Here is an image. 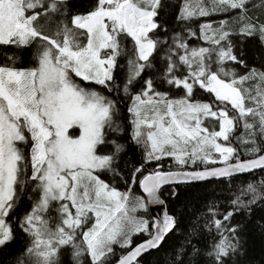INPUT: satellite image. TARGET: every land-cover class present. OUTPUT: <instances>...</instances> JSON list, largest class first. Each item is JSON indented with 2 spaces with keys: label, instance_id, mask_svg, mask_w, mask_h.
<instances>
[{
  "label": "snow or ice",
  "instance_id": "1",
  "mask_svg": "<svg viewBox=\"0 0 264 264\" xmlns=\"http://www.w3.org/2000/svg\"><path fill=\"white\" fill-rule=\"evenodd\" d=\"M166 8L0 0V248L22 234L14 264H61L66 248L71 264H143L178 231L165 264H228L238 250L233 218L264 204V177L207 200L186 226L168 205L180 185L264 172V70L249 67L244 48L248 37L264 46V0H182L180 31ZM213 15L225 18L193 29ZM132 145L139 162L125 159ZM204 236L203 249L192 243Z\"/></svg>",
  "mask_w": 264,
  "mask_h": 264
},
{
  "label": "trees",
  "instance_id": "2",
  "mask_svg": "<svg viewBox=\"0 0 264 264\" xmlns=\"http://www.w3.org/2000/svg\"><path fill=\"white\" fill-rule=\"evenodd\" d=\"M182 0H165L167 4V8L165 12L161 13L162 18L168 20V23L171 27H175L176 31H180L179 27H176L177 23L175 21V13L178 11L180 3ZM69 3L73 5V10H81L84 11L87 8L89 0H69ZM233 15H235L233 13ZM225 18L223 15H213L211 17H198L196 18V22L192 24V27L195 31H199V23H202L206 20L211 19L213 22L218 21L219 19ZM231 20V17H229ZM171 35V33H169ZM190 44H197L198 41L196 37L189 38ZM203 43V42H199ZM244 48L247 54V61L249 67H256L258 69L264 70L261 68L264 65V46L259 43L257 37H248L246 38V43L244 44ZM123 63V61H122ZM85 83V82H82ZM99 89V86H95ZM166 87V86H165ZM179 93H175L178 95ZM195 98H203L206 101L209 99L208 94L203 93L202 90H198ZM202 99V100H203ZM126 102L122 105L124 108V115L126 116ZM239 135V133H237ZM234 146L239 147L236 142L235 137L233 138ZM240 155L243 157L245 153L241 150ZM129 162H139L141 160V154L139 150L135 149V146L132 145L128 152V155L125 157ZM169 165V161H164V166L167 168ZM153 165H150L152 167ZM202 168L200 166H189V169L193 168ZM261 177H264V172L260 170L255 171L253 174L249 175L247 173L237 175L230 182L225 180L222 183L217 180H209L203 182L191 183L188 185H180L179 186V198L175 201H171L169 198V211L175 210L177 214L183 215L185 220L183 223L192 217L194 213H196L204 203L213 199L214 197H218L220 202H224L225 197H230L234 194H239V190L241 187L251 180L255 179L259 181ZM104 179L112 182L111 177L105 175ZM117 186L121 191L127 190L125 188V183L122 179H117L115 181ZM171 186L165 187L164 195L166 196ZM134 193H138V185L133 188ZM34 196L31 193V190L26 191L22 194V198L19 201L18 213L23 215L24 211L30 208L32 200L29 198ZM186 209V211H185ZM233 222L240 225L239 230V248L234 253L227 257L228 264H264V204L257 202L252 206L251 211H242L237 213ZM183 237L180 236L179 231L173 234L172 238H169V242L165 243L164 248H161L159 252L152 251L149 255L144 257L143 264H165L166 260V249L169 247V243L174 240H182ZM135 242H139L138 239H135ZM192 243L196 245L198 248L203 249L205 244H210L211 239L209 237H197L194 238ZM24 246V239L21 233L17 232L16 238L8 243L6 247L0 248V264H14L15 258L19 256L21 249ZM70 249H65L61 252L59 257L61 264H71V255ZM117 255L119 254V246H116ZM203 254V253H202ZM194 261L199 258H193ZM200 264H206V260H201Z\"/></svg>",
  "mask_w": 264,
  "mask_h": 264
},
{
  "label": "water",
  "instance_id": "3",
  "mask_svg": "<svg viewBox=\"0 0 264 264\" xmlns=\"http://www.w3.org/2000/svg\"><path fill=\"white\" fill-rule=\"evenodd\" d=\"M196 168H193V169H189V170H195ZM257 171V170H256ZM241 175V174H239ZM210 180H216L215 178H212ZM209 181V180H208ZM197 182H203V181H197ZM193 183H196V182H193ZM159 214V211H158V207L157 206H153L152 207V210H151V215L152 216H155V215H158Z\"/></svg>",
  "mask_w": 264,
  "mask_h": 264
},
{
  "label": "rangeland",
  "instance_id": "4",
  "mask_svg": "<svg viewBox=\"0 0 264 264\" xmlns=\"http://www.w3.org/2000/svg\"><path fill=\"white\" fill-rule=\"evenodd\" d=\"M196 99H199V98H196ZM203 98H200V100H202ZM203 100H205L206 101V99H203ZM192 167H194V166H200V167H203V164H200L199 162H197L196 164H192L191 165Z\"/></svg>",
  "mask_w": 264,
  "mask_h": 264
}]
</instances>
